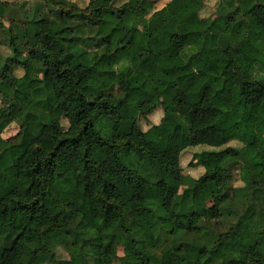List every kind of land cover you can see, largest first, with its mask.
<instances>
[{"label": "trees", "instance_id": "1", "mask_svg": "<svg viewBox=\"0 0 264 264\" xmlns=\"http://www.w3.org/2000/svg\"><path fill=\"white\" fill-rule=\"evenodd\" d=\"M155 4L0 0V264H264V0ZM178 138L191 168L239 147L192 178ZM232 214L246 239L210 226Z\"/></svg>", "mask_w": 264, "mask_h": 264}, {"label": "rangeland", "instance_id": "2", "mask_svg": "<svg viewBox=\"0 0 264 264\" xmlns=\"http://www.w3.org/2000/svg\"><path fill=\"white\" fill-rule=\"evenodd\" d=\"M77 1H78V5L81 7H84L88 2V0H77ZM168 1L169 0H156L155 9L158 10L159 12H162V8L165 6V4ZM186 4L190 7L191 10H194L196 8L192 4L191 1H186ZM200 16L203 18L208 17L209 21H214L218 25L223 26V22L220 21L219 18L213 17L214 16V2L213 1L207 2L205 4L204 9L200 13ZM43 21L39 22V24H40L41 29L43 31H46V21L45 22H43ZM145 23H146L145 20H143L139 23V26H138L137 30L135 31V34H134V38L136 41H138L144 37ZM118 53H119L120 57H124V56L129 54L128 51H125V50L119 51ZM18 75H20V74L18 73ZM160 111H161L160 109H157L154 113L158 114ZM51 115L53 117L60 116L61 115V109L58 106H55L51 112ZM142 127L144 129H146L148 127V125L146 123H143ZM17 132H18V126L15 123H10L8 121H4L0 125V133H1L2 138H4V139H8V138L15 136ZM176 143L178 144V147L180 150L184 149V151L182 152V155H183L182 156L183 174L185 176H189L192 178H196V177L200 176L205 171L214 169V168L221 166L223 164L224 165L228 164L229 162L232 161V159L229 156V154L225 153L226 149L227 148L236 149L239 147V146H236L235 143H229L228 145L223 146L221 148L213 149V150H211L212 154H211L210 158L203 164V166L191 168L188 166V164L194 163L193 162V156L195 154H199L205 150H202V149L197 150L196 148H198V147H189L190 143L187 140H184L182 138H178L176 140ZM258 151H260V152L264 151V140L261 136H259V144H258L257 148L252 149V152H254V153L258 152ZM239 173H240V177H246L248 175L247 170L244 169L243 166L240 167ZM240 177H239L238 172L232 173L231 186L233 188L243 186L242 181L240 180L241 179ZM194 203H195L197 211L200 213V216L203 219H207V218L211 217V202L209 200V195L203 194V193L199 192L198 190H196L195 194H194ZM228 207L232 211V213H235L237 215H240L243 211V209L240 206H238L234 200L230 201V203L228 204ZM232 224L238 225V233L242 239H246L250 235L251 229L246 227L243 223L238 222V217L233 215V214L231 217L224 215V216H222V218L218 219L217 221L210 222V226L218 232L226 231L228 229V227H230ZM118 252H119V255L122 256L125 253L134 252V248L128 247L127 249H119ZM225 261L226 260H224L223 263Z\"/></svg>", "mask_w": 264, "mask_h": 264}]
</instances>
